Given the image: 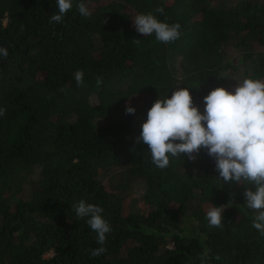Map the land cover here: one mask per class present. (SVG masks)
<instances>
[{
    "label": "trees",
    "instance_id": "trees-1",
    "mask_svg": "<svg viewBox=\"0 0 264 264\" xmlns=\"http://www.w3.org/2000/svg\"><path fill=\"white\" fill-rule=\"evenodd\" d=\"M79 2L50 23L56 0H0V264H201L205 249L209 264H264L244 204L254 186L223 183L203 149L159 169L136 141L153 102L176 87L202 112L212 89L264 79V1L83 0L90 17ZM148 12L178 22L180 38L138 33L133 19ZM81 199L111 227L98 257L96 233L73 207ZM213 205L222 228L206 220Z\"/></svg>",
    "mask_w": 264,
    "mask_h": 264
},
{
    "label": "clouds",
    "instance_id": "clouds-1",
    "mask_svg": "<svg viewBox=\"0 0 264 264\" xmlns=\"http://www.w3.org/2000/svg\"><path fill=\"white\" fill-rule=\"evenodd\" d=\"M58 11L50 23H61L72 9L73 0H56ZM83 17L91 12L83 0L77 4ZM156 13L164 14L163 7H156ZM136 31L143 36L155 35L161 43L171 44L181 36V25L161 21L152 12L137 14L133 19ZM139 45V39H133ZM0 56L7 57L8 50L0 47ZM77 86H82L84 73H74ZM97 86L103 83L96 77ZM63 91V89H61ZM201 112L194 105L188 87H176L171 95L159 96L147 111V119L141 125L137 143L148 146L151 162L159 169L170 164L171 157H187L194 161L203 149L215 161V169L223 183L250 185L243 193L245 205L254 213L252 226L264 236V79L245 77L238 80L234 90L222 86L212 89L203 97ZM6 109L0 108V116ZM126 113L134 114L135 108L126 107ZM76 216L87 218L86 223L96 233L101 247L89 250L91 257L102 255L106 248L107 235L111 231L109 222L103 217V208L86 203L81 199L74 205ZM223 211L212 206L206 211L209 227L222 228ZM210 250L200 256L201 264H209ZM219 260L220 256L216 255Z\"/></svg>",
    "mask_w": 264,
    "mask_h": 264
},
{
    "label": "rangeland",
    "instance_id": "rangeland-1",
    "mask_svg": "<svg viewBox=\"0 0 264 264\" xmlns=\"http://www.w3.org/2000/svg\"><path fill=\"white\" fill-rule=\"evenodd\" d=\"M259 1H261V0H259ZM229 56L231 58H234L236 56V58H237V51H235L234 49H231V52H230ZM237 80H239V79L237 78ZM132 191H134L133 194H135V196L139 197L141 195V193H142V187L140 185H134Z\"/></svg>",
    "mask_w": 264,
    "mask_h": 264
}]
</instances>
